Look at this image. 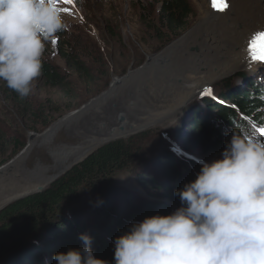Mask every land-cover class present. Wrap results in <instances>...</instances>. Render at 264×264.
<instances>
[{
    "label": "rangeland",
    "instance_id": "374dc122",
    "mask_svg": "<svg viewBox=\"0 0 264 264\" xmlns=\"http://www.w3.org/2000/svg\"><path fill=\"white\" fill-rule=\"evenodd\" d=\"M142 1H144L142 4L146 10L154 17V14L158 12L159 5L153 0ZM245 2L246 0H229L228 11L218 12L214 20L208 21L213 10L211 0H189L192 12L187 21L186 31L171 43L163 46L158 44L156 34L144 35L147 24L140 19L141 8L136 1L75 0L74 5H68L63 3V0H58L63 9H67L66 12L64 11V19L70 28L69 48L74 51L80 50L79 52L83 56L82 61L86 64L90 77L84 74L79 76L60 56L58 36H55L52 41L46 42L44 57L59 67L66 76L65 80L68 84L50 87L38 78L34 82L30 108L37 110L40 116L32 118L31 121L28 120L29 115L22 116V110L16 105L11 102H8L7 105L0 91V103L5 106V109L0 106V128L6 139L5 149L7 152L5 157H8L7 164L28 148L32 134L41 136L60 123H64V125L57 133L55 132L58 128L52 132L51 136L39 137V140L34 142L33 151L22 167L27 170L47 169L59 160L74 161L72 168L57 176L53 183L86 160L100 147L110 142H130L132 149H140L141 153L136 163L149 155H154L153 159H156L161 149L176 154L185 152L184 146L190 147V144L185 141L190 124L186 119L202 102L195 107H193L192 102L184 105L186 98L195 94L193 92L207 91L208 87L214 88L218 85L221 88H216L215 91L217 89L219 91L224 90L228 86L234 88L239 86L242 94L248 90L247 85L251 82L264 87V68H262L261 63L256 66L251 65L249 71L242 70L239 72V74L246 73L249 75L247 81L240 77L232 84L223 85L225 74L242 56L244 57L246 44L264 29V19L260 18L262 20L257 22L258 19L253 24L250 21V19L259 17L264 13L262 0L256 2L249 0L247 8L244 9L243 3ZM232 13H244L243 20L247 21L241 23L240 26L238 25L240 29L237 33L239 35L238 42L234 40V34L231 38L232 42L225 44L226 47L233 48L232 56L230 57V50L225 56L226 58H222L226 52L222 40L229 35L227 27L224 28L222 23ZM230 23L229 21L228 24L230 25ZM202 25L204 28L200 30L199 27ZM109 27L117 34L116 38L110 35ZM197 28L200 30L199 34L195 35L194 33L188 37L189 39L184 44V51L181 54L177 53L178 55L171 56L166 64L156 66L149 75L132 79L119 86L113 95L111 93L112 96L109 97V101L102 102L100 105L96 104L112 91L116 79L125 80L126 77H129L128 75L142 70L149 64L151 58L160 55L168 47ZM82 38L85 44L81 49L79 43ZM54 40L56 43H53ZM235 42L237 43L233 45ZM83 50L94 51L97 58L89 59ZM199 74L202 75L200 77L195 76ZM167 84L172 86L178 84L179 87L170 93ZM215 91L209 92L206 98L215 97L217 95ZM253 93L256 94V92ZM219 99L215 97L214 101L219 104L221 103ZM261 99V102L264 103V94L261 95ZM200 107L202 112H207V107L203 104ZM81 111L83 112L81 113ZM262 111V124L260 126L254 124L253 120H247L258 139L264 138L260 132V129H264V110ZM74 113L78 115L74 116ZM46 122L51 123L47 128L44 127ZM124 130H128V132L123 134L122 131ZM101 140L103 141L101 142ZM81 144L85 145L79 149L80 151L75 150L74 155L70 152V156L66 154L65 148L73 150L79 148ZM23 146H25L24 149L21 148ZM89 147L92 150L82 159L76 160V157L88 151ZM224 150L207 151L201 144H197L194 149L188 150L185 154L192 159L210 163L220 159ZM154 161V167L149 169L157 170L164 166L163 162ZM64 163L66 162H61L57 168L62 169ZM151 172L147 171V174L151 176ZM38 176L42 177L40 173ZM30 179L36 181L37 177L31 176ZM115 182L112 179L102 186L103 188H110ZM53 183L45 187L49 188ZM125 187L140 191L139 187L131 186L130 183H126ZM87 197L86 194L80 197L83 204L88 203ZM80 198L76 197L75 200L79 201ZM9 206L0 210V213ZM124 212L125 209L123 208Z\"/></svg>",
    "mask_w": 264,
    "mask_h": 264
},
{
    "label": "trees",
    "instance_id": "16d2710c",
    "mask_svg": "<svg viewBox=\"0 0 264 264\" xmlns=\"http://www.w3.org/2000/svg\"><path fill=\"white\" fill-rule=\"evenodd\" d=\"M131 1L140 5V19L147 24L144 35L156 34L159 45L171 43L186 31L192 12L189 0H153L159 5L154 17L142 4L144 1ZM109 30L110 35L116 38L114 30L110 27ZM56 36L59 38L60 56L79 76L84 74L90 77L80 50L69 48L70 28ZM79 44L82 49L85 44L83 38ZM83 51L89 59L97 58L94 51ZM240 77L247 81L249 75L242 73ZM65 79L59 67L43 56L39 80L50 87H58L67 83ZM0 85L7 105L8 102L16 105L22 110L23 117L29 115V121L40 116L37 110L30 108L31 95L21 99L4 81L0 80ZM247 87L248 90L242 94L239 86H228L221 91V87H215L212 91L219 88L215 91L217 99L221 96L219 104L214 101V96L203 98L200 106L203 104L207 107V112H202L199 106L186 119L190 123L185 137L190 147L184 146L186 153L197 144L207 151H221L230 141L234 130L253 131L247 120H253L258 126L262 124L264 103L261 102V95L264 94V87L252 82ZM0 106L5 109L3 104L0 103ZM50 125L46 122L44 127ZM2 133L0 128V168L8 162V157H5L6 139ZM185 152L176 154L161 149L156 159H153L154 155H149L136 163L141 152L140 149H132L130 142L115 141L100 147L42 193L17 201L0 213V242H6L23 232L36 230L43 221L65 211L59 222L46 234L6 264H56L54 254L83 247L79 238L82 234L92 238L96 258L114 264L115 238L127 232L134 222H142L154 215L167 216L182 206L175 195L176 191L194 181L204 164L203 161L190 158ZM154 160L163 162L164 166L157 170L149 169L154 167ZM147 171H152V175L149 176ZM112 179L116 181L115 184L103 188L102 185ZM126 183L139 187L140 191L126 188ZM84 194L88 195L86 204L80 198ZM76 197L80 198L79 201L75 200Z\"/></svg>",
    "mask_w": 264,
    "mask_h": 264
},
{
    "label": "clouds",
    "instance_id": "9594fccd",
    "mask_svg": "<svg viewBox=\"0 0 264 264\" xmlns=\"http://www.w3.org/2000/svg\"><path fill=\"white\" fill-rule=\"evenodd\" d=\"M56 0H0V80L21 99L42 75L46 42L67 31ZM172 214L134 222L114 240V264H264V138L234 130L221 158L175 193ZM54 254L56 264H109L92 238Z\"/></svg>",
    "mask_w": 264,
    "mask_h": 264
},
{
    "label": "bare ground",
    "instance_id": "6f19581e",
    "mask_svg": "<svg viewBox=\"0 0 264 264\" xmlns=\"http://www.w3.org/2000/svg\"><path fill=\"white\" fill-rule=\"evenodd\" d=\"M236 1V0H235ZM249 0H246L245 3H243V8L246 9L247 7V2ZM258 1V0H255V2ZM262 2L264 3V0H262ZM211 3H212V0H211ZM259 4V3H258ZM213 8V7H212ZM218 15V12L213 9L212 12H211V15H210V18L208 21H212L214 20V18ZM243 15L244 13L242 14H235V13H232V15H229L227 16V18L225 19V21H223L222 23V26L227 27V31L229 32V35L225 37L223 41V45L225 46V44H230L229 42H232L231 38L232 36L235 34V37H234V40L238 42V38H239V35H237L238 31L240 30L239 29V26L241 23H246L247 20H243ZM264 19V13L261 15V16H257L253 19H250L251 23L253 24L254 22H256L258 19L257 22H259L260 20ZM229 21L231 22L230 25L228 24ZM225 22V23H224ZM239 25V26H238ZM247 25V24H246ZM237 26H238V30L237 32L235 33L236 29H237ZM244 27V26H243ZM200 30H202L204 28V25H202L201 27H199ZM199 28L195 29L194 31H191L188 35H186V37H183L182 39H180L179 41H177L176 43H174L172 46L168 47L163 53H161L160 55H157L153 58L150 59V62L148 65H146L142 70L138 71V72H135V73H132L129 75V77H127L125 80H118L116 79L115 81V85H114V88L112 89V91L110 93H108L106 96H104L103 98H101L96 104L100 105L102 102H106V101H109V97H111L116 91H117V88L125 83H127L128 81H131L132 79H136L138 77H143L144 75H149L153 69L156 67V66H162L164 64H166L169 60H170V57L171 56H175L177 53H180L182 51H184L183 47H184V44L188 41V37L191 36L192 34L195 33V35L199 34V31L198 30ZM225 30V29H224ZM238 36V37H237ZM222 37V36H221ZM237 37V38H236ZM224 38V37H222ZM236 38V39H235ZM217 40V39H216ZM237 42L233 43V45H235ZM241 45V44H240ZM247 45V44H246ZM223 46V47H224ZM216 47V46H215ZM226 47V46H225ZM217 48V47H216ZM246 48V47H245ZM233 49V48H232ZM232 49L230 47H226V52L223 54V57L222 58H226L225 56L227 55V53L230 51V57L232 56ZM218 50H219V47H218ZM241 51V50H240ZM246 51V50H245ZM178 55V54H177ZM228 57V56H227ZM244 57H246V52H244ZM176 58V57H175ZM210 60V59H209ZM211 65V63H210ZM213 67V66H212ZM199 71V70H198ZM203 71V70H202ZM192 72V71H191ZM205 72V70H204ZM209 72V70H208ZM201 73V72H200ZM194 74V73H193ZM227 74V73H226ZM225 74V76H226ZM202 74H199V75H195L197 77H200ZM190 76V75H189ZM194 76V77H195ZM206 78V77H205ZM214 78V77H213ZM201 80V79H200ZM208 80V79H207ZM181 84V83H180ZM178 85V84H177ZM172 86L171 84H167L168 86V91L170 93H173L175 90L178 89L179 86ZM193 86V85H192ZM165 87V86H164ZM178 92V91H177ZM213 92V91H212ZM112 93V95H111ZM195 94H191L192 96L190 98H186L185 100V106L189 104V102L194 99L197 95H199L201 92H193ZM179 95V94H178ZM177 96V95H176ZM207 97V96H205ZM204 97V98H205ZM174 98V97H173ZM177 99V98H176ZM169 103V102H168ZM173 104V103H172ZM184 106V107H185ZM172 111V110H171ZM175 111V110H173ZM82 113V112H81ZM75 115H78L77 113H74V116ZM73 116V117H74ZM64 125V123H60V124H57L55 125L51 130H49L47 133L41 135V136H37V137H34L33 141L29 144V147L18 157L16 158L15 160H13L12 162H10L8 165H6L5 167L1 168L0 169V195L1 198H0V210L6 206V204L9 203V201L17 196L19 193H22L24 191H31L32 189L33 190H36L38 188H43L45 186H47L48 184H50V182L55 179L57 176H59L60 174H62L63 172H65L67 169H70L72 168V164L74 163L73 162H69L68 160H59L57 163H55L54 165H52L51 168H47V169H41V168H37L38 170H27V169H23V165L26 163L28 157H30V154L32 153L33 151V148L35 146V143L37 140H39L38 138L39 137H49L51 136L52 132L56 130L55 133L58 132V130H60L62 128V126ZM131 128V127H130ZM132 130V129H131ZM128 130H124L122 131L123 134L127 133ZM103 140H101L102 142ZM101 142H99L101 144ZM97 143V144H99ZM89 144V143H87ZM86 144V146H87ZM95 144V143H94ZM85 144H81V146H79V148L77 149H74V150H70V149H66L65 148V152L68 156L70 152H72V154L74 155V151L75 150H79V149H82L84 147ZM92 149L89 147L88 148V151L86 152H83L81 155L77 156L76 157V160H80L82 159L84 156H86ZM80 151V150H79ZM67 158V157H66ZM64 158V159H66ZM66 162L64 163V166L62 169H58L57 167H59L60 163L61 162ZM79 162V161H77ZM57 168V169H55ZM48 169H50L49 171H47ZM38 173H40L42 175V177H39L38 176ZM33 176L34 177H37L36 181H32L30 179V177ZM13 189H16V191H14Z\"/></svg>",
    "mask_w": 264,
    "mask_h": 264
},
{
    "label": "water",
    "instance_id": "95a60500",
    "mask_svg": "<svg viewBox=\"0 0 264 264\" xmlns=\"http://www.w3.org/2000/svg\"><path fill=\"white\" fill-rule=\"evenodd\" d=\"M264 30V29H263ZM259 33V32H258ZM257 33V34H258ZM256 34V35H257ZM256 37V36H255ZM255 37L253 39H255ZM252 39V40H253ZM251 40V41H252ZM251 41L246 45V57H241L239 59V61L229 69V71L226 74L225 79L223 80V85H227V84H232L235 81H237L240 78L239 72L242 70H247L250 68L251 65L257 64L259 62H264V60H259V59H254L253 58V53L251 51ZM259 54V50L257 52V55ZM245 67H247V69H244ZM129 76V75H128ZM127 78V77H126ZM216 87H219L218 85ZM215 88V87H214ZM212 86L208 87L207 91H201V93L199 95H197L194 99H192L189 103H193V107L197 106L205 96L208 95L209 92L212 91V89H214ZM100 99V98H99ZM98 100V99H97ZM96 100V101H97ZM95 101V102H96ZM94 102V103H95ZM92 103V102H91ZM90 103V104H91ZM93 104V103H92ZM84 109V108H83ZM85 111V109L83 110ZM81 111V112H83ZM80 112V111H78ZM52 128H50L49 130H51ZM47 130V132L49 131ZM46 132V133H47ZM34 137H37L35 135H31L30 137V143L33 141ZM29 147V146H27ZM74 150V149H73ZM22 154V153H21ZM19 157V156H18ZM17 157V158H18ZM8 165V164H7ZM6 165H4L3 167H5ZM1 167V168H3ZM0 168V169H1ZM71 169V168H70ZM55 179H53L51 183H53ZM49 185V184H48ZM47 188L43 187V188H38L36 190H31V191H24L22 193H19L17 196L13 197L8 204H6L5 207L20 201L22 199H25L27 197L33 196L34 194L37 193H42L43 191H45ZM14 191H16V189H13ZM5 207H3L2 209H4ZM1 209V210H2ZM65 214V211H61L56 217L51 218V219H47L45 221H43L36 230H28L25 233H21L19 235H16L14 237H12V239H10L9 241L6 242H0V264H6L8 261H10L13 257H15L16 255L24 252L27 248H29V246H31L33 243L36 242V240H38L41 236H43L44 234H46L55 224H57L60 220V217Z\"/></svg>",
    "mask_w": 264,
    "mask_h": 264
},
{
    "label": "snow or ice",
    "instance_id": "6c2138e0",
    "mask_svg": "<svg viewBox=\"0 0 264 264\" xmlns=\"http://www.w3.org/2000/svg\"><path fill=\"white\" fill-rule=\"evenodd\" d=\"M58 2V0H56ZM63 3L68 5H74L75 0H63ZM212 7L217 12H227L229 9V0H212ZM67 11V9H63ZM53 43H56L54 40ZM259 50V54L257 52ZM251 51L254 59L264 60V30L260 31L255 39L251 41ZM261 135H264V129H260Z\"/></svg>",
    "mask_w": 264,
    "mask_h": 264
}]
</instances>
